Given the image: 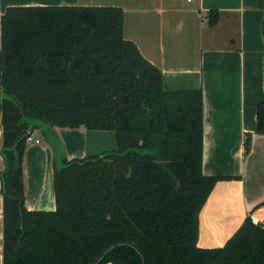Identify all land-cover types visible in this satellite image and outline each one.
Listing matches in <instances>:
<instances>
[{
	"label": "trees",
	"instance_id": "1",
	"mask_svg": "<svg viewBox=\"0 0 264 264\" xmlns=\"http://www.w3.org/2000/svg\"><path fill=\"white\" fill-rule=\"evenodd\" d=\"M216 18L210 11L208 24ZM0 92L3 264H93L111 245L97 264H264V228L249 215L222 246H197L200 208L226 177L202 172V91L163 87L161 70L124 38L120 7H7ZM55 127L111 130L115 147L58 166ZM33 128L54 148L52 210L24 206Z\"/></svg>",
	"mask_w": 264,
	"mask_h": 264
},
{
	"label": "crops",
	"instance_id": "2",
	"mask_svg": "<svg viewBox=\"0 0 264 264\" xmlns=\"http://www.w3.org/2000/svg\"><path fill=\"white\" fill-rule=\"evenodd\" d=\"M47 5L120 7L124 38L161 70L163 87L201 88L202 172L226 177L216 180L200 208L197 246H222L247 215L264 228V132L256 131V105L264 98V0H0V17L9 6ZM210 11L217 13L213 25ZM54 129L67 159L115 147L111 130ZM38 130L31 132L39 141L26 140L21 160L29 210L43 189L46 148L54 152ZM1 139L0 102V147ZM2 210L0 181V264Z\"/></svg>",
	"mask_w": 264,
	"mask_h": 264
},
{
	"label": "water",
	"instance_id": "3",
	"mask_svg": "<svg viewBox=\"0 0 264 264\" xmlns=\"http://www.w3.org/2000/svg\"><path fill=\"white\" fill-rule=\"evenodd\" d=\"M54 193H53V185H52V156L50 148H46V173L43 184V189L38 201V205L36 209L40 210H52L54 209ZM122 243H117L120 245ZM116 245H111L108 247L95 261L93 264H97L104 257V255L111 249H113ZM139 254H141L137 249H135ZM143 264V261H142Z\"/></svg>",
	"mask_w": 264,
	"mask_h": 264
},
{
	"label": "rangeland",
	"instance_id": "4",
	"mask_svg": "<svg viewBox=\"0 0 264 264\" xmlns=\"http://www.w3.org/2000/svg\"><path fill=\"white\" fill-rule=\"evenodd\" d=\"M34 133L38 134V136L40 137L42 143L48 140L47 139V135H46V133H45V131L43 129H39L38 131H36ZM63 156H65L63 151H61L60 154L55 155L54 159H55L56 165H58V166L61 165Z\"/></svg>",
	"mask_w": 264,
	"mask_h": 264
},
{
	"label": "built area",
	"instance_id": "5",
	"mask_svg": "<svg viewBox=\"0 0 264 264\" xmlns=\"http://www.w3.org/2000/svg\"><path fill=\"white\" fill-rule=\"evenodd\" d=\"M26 140H27V141H29V140H33V141H35V142H38V141H39L38 137L34 136L32 133H29V134L27 135Z\"/></svg>",
	"mask_w": 264,
	"mask_h": 264
}]
</instances>
